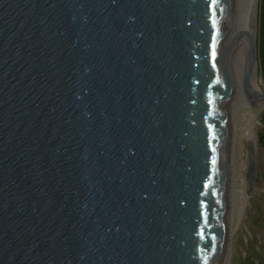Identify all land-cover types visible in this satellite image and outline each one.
I'll use <instances>...</instances> for the list:
<instances>
[{"label":"water","instance_id":"95a60500","mask_svg":"<svg viewBox=\"0 0 264 264\" xmlns=\"http://www.w3.org/2000/svg\"><path fill=\"white\" fill-rule=\"evenodd\" d=\"M232 9L0 0V264H221L236 41L264 103Z\"/></svg>","mask_w":264,"mask_h":264},{"label":"rangeland","instance_id":"374dc122","mask_svg":"<svg viewBox=\"0 0 264 264\" xmlns=\"http://www.w3.org/2000/svg\"><path fill=\"white\" fill-rule=\"evenodd\" d=\"M262 6V0H258L256 85L264 92L258 52ZM233 106L237 107L235 116L233 115L235 145L232 167L236 180L233 191L236 195L228 211L231 217L229 230L233 231L230 235L228 264H264V146L259 140V133L264 131V105L252 111L250 108H243L237 100ZM248 128L252 129L250 142L244 138V130ZM250 162L253 171L248 176Z\"/></svg>","mask_w":264,"mask_h":264},{"label":"bare ground","instance_id":"6f19581e","mask_svg":"<svg viewBox=\"0 0 264 264\" xmlns=\"http://www.w3.org/2000/svg\"><path fill=\"white\" fill-rule=\"evenodd\" d=\"M252 0H233V15H232V34L235 39H237V34H243L248 29V11ZM246 48V43L244 40L236 41L234 47L231 50V65H232V78H233V90H232V107H231V117H230V148H229V160H228V170H227V207H226V221H225V234H224V249L221 264H228L229 260V249H230V235L232 229L229 230V206L234 202L235 199V191H233V185L235 184L234 173L232 171V167H234V138H233V115L235 116V112L237 111V107L233 106L234 103L239 100L243 108H250L252 111H256L258 107H253L249 103L244 100L241 86H240V78L241 71L243 65V56ZM256 75H257V63L253 72V76L251 79V84L255 90H259L256 85ZM261 106L264 103L260 104ZM250 106V107H249ZM244 138L248 140V142L252 139V129L244 130ZM246 140V141H247ZM246 143V142H245ZM249 149H251L249 147ZM231 191V193H230ZM238 193V192H237ZM233 204V203H232ZM231 211V210H230ZM233 232V231H232Z\"/></svg>","mask_w":264,"mask_h":264},{"label":"trees","instance_id":"16d2710c","mask_svg":"<svg viewBox=\"0 0 264 264\" xmlns=\"http://www.w3.org/2000/svg\"><path fill=\"white\" fill-rule=\"evenodd\" d=\"M262 12L259 21V42H258V52L261 62V73L264 81V0H262ZM259 140L264 146V131L259 133Z\"/></svg>","mask_w":264,"mask_h":264},{"label":"snow or ice","instance_id":"6c2138e0","mask_svg":"<svg viewBox=\"0 0 264 264\" xmlns=\"http://www.w3.org/2000/svg\"><path fill=\"white\" fill-rule=\"evenodd\" d=\"M213 55H215V53H213Z\"/></svg>","mask_w":264,"mask_h":264}]
</instances>
